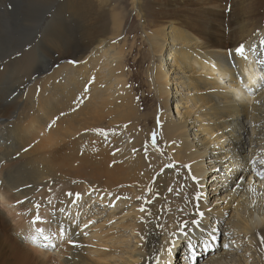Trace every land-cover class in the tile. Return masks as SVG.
Segmentation results:
<instances>
[{
  "label": "bare ground",
  "instance_id": "bare-ground-1",
  "mask_svg": "<svg viewBox=\"0 0 264 264\" xmlns=\"http://www.w3.org/2000/svg\"><path fill=\"white\" fill-rule=\"evenodd\" d=\"M10 1L0 0V5ZM13 4L25 14L32 10L38 20L31 29L14 21L8 34L2 30L11 38L5 49L19 42L27 49L20 54L15 48L16 53L0 58V219L9 207L8 189L2 188L6 183L28 210L39 207L38 193L50 200L42 210L52 211L56 236L79 213L78 203L90 198L105 207L100 214L120 215V228L131 232L132 241L122 246L123 240L107 239L83 221L71 224L69 242L60 244L57 258L47 253L32 257L19 243L25 241L28 216L18 212L21 240L10 242L0 232V264H177L178 259L190 264L189 253L174 259L173 252L180 241L195 243L198 231L212 244L206 246V253L213 254L204 264H222L245 245L254 261L264 264V163L259 164L264 157V86H252L258 74L264 82V0ZM49 11L48 22L44 16ZM133 15L141 22L140 31H127L124 37ZM139 41L143 53L138 64H148L143 78L156 103L153 112L143 114L138 107L147 100L129 89L126 72ZM240 45L246 59L236 52ZM250 163L256 173L250 174ZM180 169L205 201L195 210L203 228L194 227L176 240L174 224L182 219L177 215L176 220L172 210L177 206L167 191L174 182L183 183ZM209 169L216 172L212 195L206 184ZM77 174L88 184L85 195L64 185ZM121 187L131 188L132 199L122 195ZM146 191L151 200L139 205ZM219 195L220 200L210 202ZM187 196L194 206V196ZM61 211L66 222L58 219ZM222 235L219 249L214 245ZM228 244L233 253L226 251Z\"/></svg>",
  "mask_w": 264,
  "mask_h": 264
},
{
  "label": "rangeland",
  "instance_id": "rangeland-1",
  "mask_svg": "<svg viewBox=\"0 0 264 264\" xmlns=\"http://www.w3.org/2000/svg\"><path fill=\"white\" fill-rule=\"evenodd\" d=\"M12 1L13 0H11L9 3H7L6 6L2 7V5H0V8H1L0 13L1 12L3 13V14L1 13V15H0L1 16L0 22L2 23V24L0 23L1 24L0 25V27H1V29H0V31H1L0 32V42H2V43H0V49H1L0 50V58L2 56L7 55V54L8 55L12 54L15 51V48L18 49V50L16 49V51H18L20 54L22 53V50L27 49V47H25L24 45H22V43L19 42L13 46L14 48H10V50H9V48H7L9 51L6 52V50H7V49H5L6 43L11 40V38L9 36H7V34L9 33L8 32L9 29L12 30L11 26H13V27L15 26L14 21L16 22V25H19L21 23V27H23L25 29H27V28L31 29V28L35 27L34 24L38 20V18L33 14L32 10L29 9V11H27V13L25 14L24 11L19 10V7H17L16 4L12 5ZM125 1L129 2L130 0H125ZM143 1L146 3L148 0H143ZM4 7H6V9ZM6 12H8V13H6ZM24 14H25V16H24ZM52 16H53V14L49 11L44 17L49 22V21H51ZM140 23L141 22L139 20L137 21L136 17L134 15L131 16L130 22H128V24L125 27L126 29L124 31V37H126L125 35H126L127 31H131L133 29L134 30L137 29V31H140V29H139ZM29 24H32V25L29 26ZM7 26H10L11 28L7 27ZM128 26L129 27L132 26V27L129 28ZM3 27H4V29H2ZM6 29H8V30H6ZM2 30H6L7 34H5V31L2 32ZM38 31L39 30H37V32ZM41 31L42 30H40V32ZM10 33H11V31H10ZM134 34H136V33H134ZM112 43H113V45H118L119 42L114 41ZM2 49H5V50H2ZM140 49L141 50L143 49V45L141 46V41H139L137 49L133 50L132 56L128 59L129 61L128 60L126 61V64L128 66L126 69V72H127V77L129 76L128 77V80H129V83H128L129 86L128 87H130L129 89L131 91L133 90L134 93L139 97H141V95H142V97H141L142 100H147L146 102L143 103V106L138 107L139 110H141L142 114H143V113H146L147 111L153 112V110L155 109L156 103H155V99H153L152 95H149L148 86L146 84L147 82H146V80H144L146 78H143V70L146 69L148 64L145 63V65H143L142 67H141V64H138L140 62V59H141V54L143 53V51H141ZM20 50H21V52H20ZM16 51L14 53H16ZM165 55L168 56L169 55L168 52ZM165 58H166V56H165ZM131 66H133V67L131 68ZM258 66L259 65L257 64L256 65L257 71H260V69H258ZM260 67H261V69H264V65L260 64ZM53 68L57 69L58 66L55 65ZM130 73H132V74H130ZM258 75H259V80L256 81L258 83L257 84L255 83L254 85L252 84V86H255L256 88H258V87L262 88L264 86V82H262V78H260V74H258ZM263 76H264V73H263ZM253 83H254V81H253ZM139 90H141V91H139ZM182 94H183V92H182ZM175 95H176V93H175V91H173V96H175ZM139 97H137V101H139V99H140ZM175 104H176V102H174L172 106H174ZM141 128H142V126H141ZM146 140L147 139L145 138V141ZM145 145H146L145 147L148 146V141L146 142ZM154 152H155V150H154ZM210 170L211 169L208 170L206 184H207V192H209L208 194L212 195V192L215 189V188H213L215 181H211V178H212V175H214L216 172L210 171ZM182 172L184 174L183 183L180 184L179 182H174L172 185H170V190L167 191L169 193L167 195V196H169V202L171 201L173 203V205L177 206V209L172 210V211H175V213H176L174 216L176 217L177 215H181L180 219H182V221H180L179 224L178 223L174 224L175 229L179 230L178 233L175 235V237H177L176 240H178L179 237H184L186 234L192 232L194 227H198L199 230H201L203 228V226L198 222L199 221L198 216L200 214V211L197 212L195 210H197L198 206H202L205 199H204V197H201V195L199 194L200 190L196 187L195 183L188 181L187 177H185L186 174L184 173L183 169L182 170L180 169L179 174L182 175ZM74 176H75V174H74ZM74 176H73V178H71L72 180L69 179L71 181L64 183L65 187H67L66 189L70 188V189H72L71 190L72 192H76V189H77L78 190L77 193H79V194L84 191L81 194L85 195V193L87 191L86 188L88 185L87 182L83 179V176L81 178H79L78 174L76 175V177L78 176L77 181L76 180L73 181L74 179H76V177H74ZM177 178L180 182H182L179 179V177H177ZM83 184H85V186H83ZM5 186H6V188H5ZM7 186L8 185L6 183L2 184L3 190L8 189L9 192L8 191H6V192L9 193L8 195L10 198H9V203H8L9 207L2 214V216H1L2 219H0V221H1L0 222V232H4V237L8 238L10 242H13V239L18 240V241L21 240V238L17 234L18 231H17L16 227H17L19 221L16 220V216L20 215L19 213H21V215H22L26 212L27 216H28V222L25 224L26 227L24 229V231L26 233L25 241L21 240V242H19V243H25L26 244L25 249L31 253L32 257H40V256L44 255L45 253H47V254H50L53 257L57 258L59 255V252L57 249H59L60 244H65V243H67V241L69 242L70 236H69V233L67 231L70 229L71 224H72V226L76 227V226L81 225L83 221L86 223L89 222L88 226H92L93 230L98 228L100 230V235L106 237L107 239L115 237L116 241L123 240L124 243L122 244V246H125L129 240L132 241V237H130L131 232L129 230H123L122 228H120L122 225V222L120 220V215H118L117 217H114V218H108L107 217L108 214L107 215L100 214V213H106V210L104 211L105 207L90 202L89 201L90 198H87L85 200L83 199L82 200L83 203L82 202L78 203L77 208L79 210V213L76 212L74 215H72V217L70 218V221H69V222H71V224H67L64 227V229H66V232L64 234H59L56 236L55 230L52 228V226H53L52 211H49L48 215H47L42 210L45 208V206L48 207V205H49L47 203L48 199L45 198L46 196L42 195L41 193H38V194H40L39 196L42 195V197H44V198L42 199V197H39L36 195L35 197L38 198V199H36V201H37V205L39 207L32 208V211H31V210L24 208L25 203H23V199H21V197L19 196L20 194H18L17 192H14V193L11 192V189L9 188V186L7 188ZM91 186L92 185H90L91 190H93V191L98 190L97 188H93ZM174 186H175V188H174ZM55 189H57V186ZM85 189H86V191H85ZM119 190H125V192H123L122 195L127 196V197L129 196V198L132 199L131 188L121 187ZM119 190H118V193H119ZM144 194H145V195H143L144 200H142L143 198L140 197L141 201L137 202V203H139V205H142V202L143 203H145V202L149 203L151 200V194L148 191H146ZM187 194L194 196V198H195V200H194L195 205L194 206L188 202V200L190 198H187L188 197ZM208 199H209V196H208ZM215 199L220 200L221 195L210 199V202H214ZM40 200H41V202H40ZM42 200H44L45 202ZM138 200H139V198H138ZM48 201H50V200H48ZM220 202L215 203L214 208L215 207L217 208V206H218V204H220ZM91 203H92V205H90ZM221 203L223 204V205H221V208H223L225 203H223V202H221ZM1 204H2V202L0 203V206H2ZM141 208H142V206L140 207V209ZM18 209L19 210L21 209V210L18 211ZM210 210L214 211L213 208ZM172 211L170 210V213H173ZM10 212L13 214H11ZM14 212L15 213L17 212V213L15 214ZM141 212L144 213V211H141ZM60 213L62 216H59L58 219H60L61 222L62 221L66 222V219L64 217V215H65L64 211H61ZM37 215H39L42 218L43 222L33 223V220L35 219V217ZM7 216H9L8 220H7ZM170 216H171V214H170ZM3 217H5V218L3 219ZM171 217H173V214ZM194 219H196L194 224L187 225V224L193 222ZM176 220H177V217H176ZM114 224H116V225H114ZM58 227H60V225H58L57 228ZM37 228L43 229V234L37 233V231H36ZM204 231L207 232L206 228ZM65 235H67V237ZM29 236H35L36 237L35 242L26 238ZM223 237H224L223 235L219 237L217 244L214 245L216 248L222 249L221 243H223ZM128 238H129V240H127ZM195 239H196L195 243L189 242L192 245L186 244L187 243L186 241H184V242L180 241L181 242L180 245L179 246L177 245L176 246L177 248L176 247L174 248V252H173L174 259L183 257V255H182V252H183L185 254L189 253L188 257L190 259L192 258L190 264H204L206 259H208L209 256H211L213 254V251H208V253H206V250H207L206 246H212V244L210 245V241H209V243H207L204 239L203 234L200 233L199 231H198V235ZM19 246H21V245H19ZM21 247H23V246H21ZM124 248H122V250H124ZM231 249H232V247H230L228 244L226 251H229V253H231L233 251ZM246 250H247V247L245 245L243 247L242 251L241 250L239 252L233 251L235 254H233L232 257L229 256L226 258V261L222 260V261H220V263L223 262L222 264H235L236 260H239V263H243V264H259L260 263L259 260L257 262L254 261V253L252 254L251 251L248 250V252H247ZM197 251L199 254H196ZM257 255H256V258L259 259L260 253L258 256ZM234 256H237L238 259H235ZM175 257H177V258H175ZM181 263L183 264V261L181 259H178L177 264H181ZM171 264H175V262L172 261Z\"/></svg>",
  "mask_w": 264,
  "mask_h": 264
},
{
  "label": "snow or ice",
  "instance_id": "snow-or-ice-1",
  "mask_svg": "<svg viewBox=\"0 0 264 264\" xmlns=\"http://www.w3.org/2000/svg\"><path fill=\"white\" fill-rule=\"evenodd\" d=\"M261 43L264 44V41H261ZM236 52H237L241 57H244V58L246 59V56L244 55V53H245V48H244L243 45H240V46L236 49ZM261 64L264 65V60L261 61ZM101 134H103V132H101ZM152 139H153V141L155 140V132L153 133ZM185 167H189V168H190V166H188V165H185ZM260 178H261V179H264V175H262ZM193 179H196V178L194 177ZM71 195H76V194H71ZM140 210H141V211H145L144 208H141ZM36 222H43L42 218H41L39 215H37V216L35 217V219L33 220V223H36ZM36 231H37V233L43 234V229L37 228ZM26 238H27V239H30V240L33 241V242H35V240H36V237H35V236H29V237H26Z\"/></svg>",
  "mask_w": 264,
  "mask_h": 264
}]
</instances>
